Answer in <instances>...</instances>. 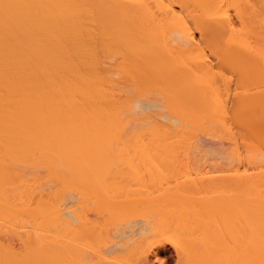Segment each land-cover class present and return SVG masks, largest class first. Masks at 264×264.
I'll use <instances>...</instances> for the list:
<instances>
[{"label": "bare ground", "instance_id": "obj_1", "mask_svg": "<svg viewBox=\"0 0 264 264\" xmlns=\"http://www.w3.org/2000/svg\"><path fill=\"white\" fill-rule=\"evenodd\" d=\"M264 264V0H0V264Z\"/></svg>", "mask_w": 264, "mask_h": 264}, {"label": "rangeland", "instance_id": "obj_2", "mask_svg": "<svg viewBox=\"0 0 264 264\" xmlns=\"http://www.w3.org/2000/svg\"><path fill=\"white\" fill-rule=\"evenodd\" d=\"M160 256L165 258L164 259L165 264H174V262L176 261L175 251H174L173 247L169 244H167L166 252H162ZM155 264H159V263L155 262Z\"/></svg>", "mask_w": 264, "mask_h": 264}]
</instances>
